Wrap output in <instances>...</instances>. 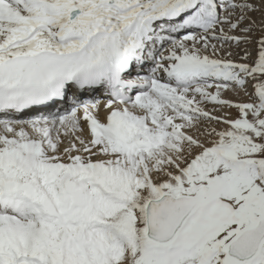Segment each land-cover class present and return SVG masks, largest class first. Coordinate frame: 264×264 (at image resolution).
Wrapping results in <instances>:
<instances>
[{"label": "snow or ice", "instance_id": "obj_1", "mask_svg": "<svg viewBox=\"0 0 264 264\" xmlns=\"http://www.w3.org/2000/svg\"><path fill=\"white\" fill-rule=\"evenodd\" d=\"M0 264H264V0H0Z\"/></svg>", "mask_w": 264, "mask_h": 264}, {"label": "bare ground", "instance_id": "obj_2", "mask_svg": "<svg viewBox=\"0 0 264 264\" xmlns=\"http://www.w3.org/2000/svg\"><path fill=\"white\" fill-rule=\"evenodd\" d=\"M259 17V16H258ZM257 19V18H256ZM259 19V18H258ZM258 22H259V20H258ZM258 34V33H257ZM243 47V46H242ZM228 96H231L233 99H245L246 97H236V96H232V94L231 93H228L227 94Z\"/></svg>", "mask_w": 264, "mask_h": 264}, {"label": "rangeland", "instance_id": "obj_3", "mask_svg": "<svg viewBox=\"0 0 264 264\" xmlns=\"http://www.w3.org/2000/svg\"><path fill=\"white\" fill-rule=\"evenodd\" d=\"M253 15H254L255 19L257 18L256 20H257V22H258V20L260 19V14H259V13H254ZM258 16H259V17H258ZM258 18H259V19H258ZM245 99H246V98H245Z\"/></svg>", "mask_w": 264, "mask_h": 264}]
</instances>
